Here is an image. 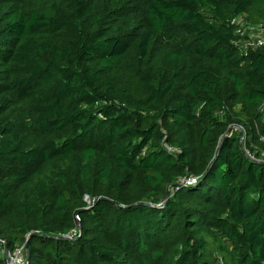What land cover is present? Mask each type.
<instances>
[{"label":"trees","instance_id":"16d2710c","mask_svg":"<svg viewBox=\"0 0 264 264\" xmlns=\"http://www.w3.org/2000/svg\"><path fill=\"white\" fill-rule=\"evenodd\" d=\"M238 15L264 0H0V264H264Z\"/></svg>","mask_w":264,"mask_h":264},{"label":"built area","instance_id":"2783aa9c","mask_svg":"<svg viewBox=\"0 0 264 264\" xmlns=\"http://www.w3.org/2000/svg\"><path fill=\"white\" fill-rule=\"evenodd\" d=\"M231 24L234 25V33L237 35V39L235 42H238L242 45L244 48H258V47H264V29L260 26H252L249 24L245 18L242 15L235 16L231 20ZM258 111L260 114H262L264 118V99L259 104ZM218 115H221V112H218ZM232 130H236L234 127ZM245 134L244 132H241L240 141L244 143ZM259 141H261L264 144V135L259 136ZM172 151H175V148H170ZM246 155L254 160H261L262 156H264V150L261 153L260 158H255L254 155H252L248 149H245ZM195 178L187 179L189 182H193ZM86 200L88 201V197H86ZM75 234V231L68 232L65 234L67 237H70L71 235ZM4 258H5V264H23L24 260V248L23 246L16 247L13 251H3Z\"/></svg>","mask_w":264,"mask_h":264},{"label":"rangeland","instance_id":"374dc122","mask_svg":"<svg viewBox=\"0 0 264 264\" xmlns=\"http://www.w3.org/2000/svg\"><path fill=\"white\" fill-rule=\"evenodd\" d=\"M263 34H264V31H263ZM231 131H232V133H234V134L237 133L235 130H231Z\"/></svg>","mask_w":264,"mask_h":264},{"label":"water","instance_id":"95a60500","mask_svg":"<svg viewBox=\"0 0 264 264\" xmlns=\"http://www.w3.org/2000/svg\"><path fill=\"white\" fill-rule=\"evenodd\" d=\"M228 131H229V129H228ZM27 247V244H26V246H25V248ZM28 255V254H27Z\"/></svg>","mask_w":264,"mask_h":264}]
</instances>
